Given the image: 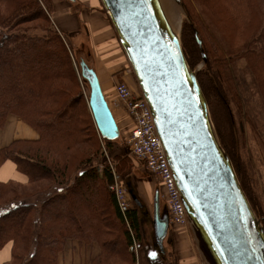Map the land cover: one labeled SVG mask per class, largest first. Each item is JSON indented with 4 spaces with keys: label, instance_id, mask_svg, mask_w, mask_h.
<instances>
[{
    "label": "trees",
    "instance_id": "16d2710c",
    "mask_svg": "<svg viewBox=\"0 0 264 264\" xmlns=\"http://www.w3.org/2000/svg\"><path fill=\"white\" fill-rule=\"evenodd\" d=\"M182 1L208 58L198 82L259 216L262 194L242 150L244 112L236 70L245 67L264 100V0ZM53 3L0 0V131L14 117L37 133L36 139H17L0 149V166L10 161L27 178L26 183L0 182V251L12 244L4 264H75L77 259L80 264H167L144 239L140 208L123 212L111 189L116 176L133 169L136 157L119 138L108 140L98 131L79 59L85 49L91 53L89 39L84 33L88 46L76 51L74 40L82 32L58 29ZM183 46L194 69L202 56L188 25ZM130 121L127 142L134 130ZM77 248L84 249L78 258Z\"/></svg>",
    "mask_w": 264,
    "mask_h": 264
},
{
    "label": "water",
    "instance_id": "95a60500",
    "mask_svg": "<svg viewBox=\"0 0 264 264\" xmlns=\"http://www.w3.org/2000/svg\"><path fill=\"white\" fill-rule=\"evenodd\" d=\"M99 1L150 109L201 264H264V222L220 141L198 82V75L208 70V58L183 1ZM186 25L192 28L202 56L194 69L184 53ZM81 74L90 88L89 107L98 131L108 140L119 138L99 77L84 61ZM153 225L163 253L171 222L161 214L158 191Z\"/></svg>",
    "mask_w": 264,
    "mask_h": 264
},
{
    "label": "rangeland",
    "instance_id": "374dc122",
    "mask_svg": "<svg viewBox=\"0 0 264 264\" xmlns=\"http://www.w3.org/2000/svg\"><path fill=\"white\" fill-rule=\"evenodd\" d=\"M53 11L51 12V17L53 21H57L58 18L65 12L63 7H73L75 10L81 8L82 5L69 2L68 0H55ZM60 5V6H59ZM58 6V7H57ZM63 6V7H61ZM83 8V7H82ZM81 8V9H82ZM77 9V10H78ZM82 34L79 39L74 40V46L76 51L80 48V45L83 44L88 46L87 40H85L84 30H80ZM66 32V31H65ZM90 54L85 49L82 53L79 54V59H83L88 64L93 65V55L92 50L90 49ZM91 67V66H90ZM129 68V65H128ZM93 69V68H92ZM130 70V68L128 69ZM240 70V71H239ZM239 70H236L237 75V83L239 87V91L241 94L242 102H243V114L244 120L241 121V134H242V142H243V153L250 158V162L254 171L256 183L260 192L262 194V205L263 210L262 214L264 216V100L256 88L253 78L249 75L245 70L244 66L239 65ZM123 71L119 73L120 78L123 76ZM131 72V71H130ZM132 74V73H131ZM133 76V75H132ZM122 82V81H120ZM125 83V82H122ZM113 83L110 82L104 86V88L112 87ZM83 90L88 94H90V89L87 86H82ZM135 94H139L138 89ZM141 97V96H140ZM113 106V107H112ZM111 107L115 112V120H119V130L120 137L117 139L119 143L126 144L129 148V144L127 142V137L129 131L131 130L130 118L125 112L124 108L120 105L117 107L111 102ZM20 132L17 131L15 136H19ZM240 143V145L242 144ZM133 164V169L121 176L120 183L124 184V191L127 194V200L131 206H138L137 202L133 200L135 197L139 204H142V208L139 210L141 216L144 217V232H145V241L153 245L155 249L160 251L158 245L156 244L155 235H154V225H153V213H154V198L155 194L158 191L160 193V206H161V214H165V209L168 206L167 198L165 196L164 187L161 184L158 178H155L151 173L147 171L145 166L138 161L136 158ZM8 164H11L12 171H5L6 173H0L1 181L8 180H17V181H26L27 178L24 174L20 173L15 165L8 161ZM2 167L0 166V170ZM81 203L79 200V208L81 207ZM169 214V207H168ZM180 228L174 226L171 223V226L168 230V234L164 239L163 243V254L166 256L167 264L168 261L175 259L178 254V258H176V264H183V256L182 250L184 248L183 238H190L189 229L186 230H178ZM193 244V242H191ZM194 246V244H193ZM10 247L8 244L5 248L0 251V264L10 258ZM195 248V247H194ZM8 252V256H7ZM173 257V258H172Z\"/></svg>",
    "mask_w": 264,
    "mask_h": 264
},
{
    "label": "crops",
    "instance_id": "0c3cea01",
    "mask_svg": "<svg viewBox=\"0 0 264 264\" xmlns=\"http://www.w3.org/2000/svg\"><path fill=\"white\" fill-rule=\"evenodd\" d=\"M76 4L82 5L81 8L76 10L73 7H63L64 13L54 21L58 29L69 32L77 33L84 30L85 35L89 39V45L92 50L93 65H90L99 77L102 90L105 98L117 107V97H116V85L117 80H123L127 85H129L133 90L137 89L134 77L132 76L130 70H128L127 60L121 50L118 43L116 35L106 18L105 14L102 12L101 4L99 0H76ZM60 6V5H59ZM58 7V6H57ZM89 66V67H90ZM90 67V68H91ZM123 71V76L120 78L119 73ZM112 82V87L104 88L108 83ZM113 107V106H112ZM111 107V108H112ZM113 112V111H112ZM115 117V116H114ZM119 123V120L117 121ZM19 131L20 135L15 136V133ZM37 133L29 128L27 125L19 121L18 119L12 117L8 120L7 125L3 131H0V149L17 139H36ZM5 162L1 167L0 173H6L5 171H12L11 164ZM16 167V166H15ZM17 169V168H16ZM3 179H0V182ZM11 181V180H8ZM6 181V182H8ZM17 181V180H13ZM27 181V180H26ZM26 181H17L20 183H26ZM181 230V229H178ZM186 230L187 229H183ZM184 248L181 251L183 254V264H201L199 256L191 243L190 238H183ZM10 253L12 250V244H10ZM95 250V249H94ZM93 250V253L95 251ZM82 251V252H81ZM80 252L83 255L84 249L77 248L75 254L78 258ZM88 253H90V248H88ZM178 255V254H177ZM8 256V252H7ZM11 258V255H10ZM7 259L2 264L10 260ZM75 264H80L79 260Z\"/></svg>",
    "mask_w": 264,
    "mask_h": 264
},
{
    "label": "built area",
    "instance_id": "2783aa9c",
    "mask_svg": "<svg viewBox=\"0 0 264 264\" xmlns=\"http://www.w3.org/2000/svg\"><path fill=\"white\" fill-rule=\"evenodd\" d=\"M116 95V105L122 106L134 122V130L128 139L132 155L163 185L169 207L170 222L180 229H187L185 210L147 103L126 83L117 84ZM115 178L116 183L111 189L116 193L121 210L127 212L131 205L127 200V194L119 184L118 179L120 178L117 176Z\"/></svg>",
    "mask_w": 264,
    "mask_h": 264
},
{
    "label": "flooded vegetation",
    "instance_id": "af4514ba",
    "mask_svg": "<svg viewBox=\"0 0 264 264\" xmlns=\"http://www.w3.org/2000/svg\"><path fill=\"white\" fill-rule=\"evenodd\" d=\"M70 2V1H69ZM76 3V2H75ZM138 205V207L141 209L142 208V204H137ZM258 213H259V217L260 218H262L263 219V222H264V216H263V214H262V212H260L259 210H258ZM165 214H167V215H169L168 214V206L166 207V209H165Z\"/></svg>",
    "mask_w": 264,
    "mask_h": 264
},
{
    "label": "bare ground",
    "instance_id": "6f19581e",
    "mask_svg": "<svg viewBox=\"0 0 264 264\" xmlns=\"http://www.w3.org/2000/svg\"><path fill=\"white\" fill-rule=\"evenodd\" d=\"M115 116V115H114Z\"/></svg>",
    "mask_w": 264,
    "mask_h": 264
}]
</instances>
